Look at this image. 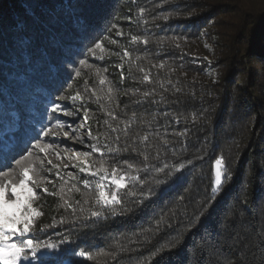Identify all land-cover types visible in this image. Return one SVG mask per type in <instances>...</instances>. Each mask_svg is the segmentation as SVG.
<instances>
[{
  "label": "trees",
  "instance_id": "trees-1",
  "mask_svg": "<svg viewBox=\"0 0 264 264\" xmlns=\"http://www.w3.org/2000/svg\"><path fill=\"white\" fill-rule=\"evenodd\" d=\"M30 2L0 0V32L7 34L9 47L17 19L28 22L19 35L32 40L31 64L20 54L10 55L7 79L0 77L6 90L0 97V131L18 128L17 138L24 139L33 120L51 117L52 122L83 123L86 133L91 128L98 139L86 136L87 145L137 149L116 156L129 176L128 187L119 193L121 203L108 208L96 205L95 191L78 183L85 178L78 168L59 169L67 184L52 171L48 179L53 183L46 187L57 194L41 192L34 204L43 213L35 218V229H47L39 238L67 239L65 247L89 254L72 257V264H264V0H105L107 26L117 25L112 32H106L100 10L90 6L95 0H82L81 15L92 40L84 39L71 19L57 18L54 6L60 0H41L52 10L43 27L26 15L22 5ZM132 34L149 43L130 44ZM106 35L118 43H110ZM95 39H103L106 52L97 50L93 57L87 48ZM124 48L134 63L111 54ZM69 51L82 52L72 59H87L90 67H67ZM97 70L106 78L103 85ZM144 74L151 82H143ZM77 91L83 102L56 100L73 115L45 112V97ZM146 92L152 95L145 98ZM145 135L148 140L142 141ZM39 138L45 142L50 136ZM221 157L222 183L217 186L216 160ZM99 159L93 154L89 162ZM164 165L165 173L156 172ZM106 166L110 171L111 165ZM72 183L81 191H67ZM149 190L151 196H140ZM94 211L101 215L93 217Z\"/></svg>",
  "mask_w": 264,
  "mask_h": 264
},
{
  "label": "snow or ice",
  "instance_id": "snow-or-ice-1",
  "mask_svg": "<svg viewBox=\"0 0 264 264\" xmlns=\"http://www.w3.org/2000/svg\"><path fill=\"white\" fill-rule=\"evenodd\" d=\"M22 6L25 7L26 15L31 19L33 24L43 27L45 20L51 18L52 10H48V6L42 4L41 0H31L30 3L23 4ZM90 6L100 10V20L106 26V32H112L113 29L117 28L116 24L107 26L110 13L106 11L108 6L105 0H95V2ZM55 8L59 9L57 18L64 16L71 19L72 23L80 27L83 31L84 39L92 40V34L84 21V17L81 15L82 0H60V3L54 6V9ZM139 12L143 15L145 9L140 8ZM128 19L131 21V17ZM163 19L167 20L169 17L164 15ZM27 26L28 22L25 19L16 20L13 29L14 35L11 38V47H9L7 34L0 32V77L5 80L7 79L5 70L7 64L9 63L8 56L20 54L26 64H31V55L28 50L31 47L32 40L30 37H22L19 35V33L26 30ZM116 35L123 36L124 33L122 31H117ZM104 39H109L112 44L118 43V41L110 39L107 35ZM163 40L164 38H160L158 42L163 43ZM137 43L147 45L149 40L147 38H142L139 35L132 34L130 36V44L134 45ZM176 47H179V45L177 44ZM97 50L100 53L106 52L103 39L93 40L92 46L87 48V52L93 57L97 56ZM82 54V52L72 53L69 51L67 53L69 60L66 63V66L70 68L72 64L78 63L79 65L90 67L87 59H79L78 61L72 59V57ZM111 54L119 56L122 61H124L125 58H128L130 63H134L131 59V53L128 48H124L122 53ZM101 58H103V56H101ZM136 59H139V57ZM164 66V63L159 64L160 68H163ZM118 67L123 69L124 64L121 63ZM139 71L144 72V69H139ZM75 75L77 77L81 75L79 69L75 71ZM97 75L100 76L99 83L101 85L105 84L106 78L100 75L99 70H97ZM143 82H151L148 74L143 75ZM112 91L113 89L109 87V94H111ZM5 92L6 90L4 84L0 83V97H3ZM143 95L147 98L152 95V93L146 92ZM45 99L47 103L51 104L50 108L47 107V103L45 104V112H61L64 115L71 116L73 113L65 110V108L60 103H57L56 100L83 102L85 97L81 92L77 91L71 96L61 93L55 99H49L47 97H45ZM108 99H112L111 95L108 96ZM84 111L85 115L83 119L84 123H86L88 120V110L85 109ZM107 114L113 116L115 119L113 112L109 111ZM164 115L167 116L168 113H164ZM193 119L196 118L194 117ZM37 124H43V127L37 130L35 127ZM129 125L130 122L125 123L123 130L125 137H128ZM108 127L114 132L119 130L118 128H112L111 125H108ZM64 128L65 124L60 122L59 119L52 122L50 117L47 122L42 120H33L32 132L24 139L17 138L15 132L19 131L18 128L12 132L0 131V264H20L22 260H31L34 264H72V257L77 255L87 257L89 255L86 251H80L77 253L74 250L65 247L69 243L67 239L53 240L49 238L41 240L39 238V233H46L47 229L41 227L36 230L34 227L35 218L43 215L37 207H34V204L39 199L40 193H48L54 196L57 194L56 192L49 193L48 187L45 186L46 184L53 183L48 179V176L52 174V171L51 168H48L47 172H45V159H41L39 154H43L46 158L51 151L57 159L66 158L65 156H61V153L56 151L52 144L43 142L39 137H57L60 134L67 137L69 133L67 131H63ZM72 131H75V129H72ZM87 138L90 141L98 139V137L93 136L91 128L87 129ZM79 139L83 143L85 138L81 136ZM115 139L119 141L120 137L117 136ZM140 139L142 141H147L148 136L145 135ZM163 143L167 145L169 141L165 139L163 140ZM88 147L90 151L83 152L82 155L87 158L93 154H98L100 159L98 161L93 160L91 162L86 159L82 162L83 166H71L73 168H78V171L85 177L78 183L82 184L85 189L95 191L96 205L108 208L111 205L121 203L122 197L119 193L122 190L127 189L129 176L127 172L120 168L116 156L121 152H137V149H129L126 146L111 147L108 145H100L98 143H89ZM140 154L144 156V168L148 169L151 167V165L146 163L149 159L148 154L146 152ZM79 155L81 154H76L77 157ZM158 157L159 153H157L155 158L158 159ZM47 164L52 165V161L50 159L47 160ZM96 164H99V167H95ZM123 164L129 169L133 168V165L127 160H124ZM223 164L224 160L222 157L216 160L217 170L215 183L217 186H220L222 183L221 166ZM106 165H111L110 171ZM54 167L57 168L55 173L56 178L63 181L65 184L69 183V180H65L64 177L60 175V166L55 165ZM64 167L68 168L69 166L64 165ZM167 167V165H164L163 167L156 168L155 170L158 173H165ZM9 176H12L13 179H8ZM136 178L137 177H132V179ZM69 179L75 180V176L72 173H69ZM73 190L75 192L81 191L77 183H72L71 187L67 189L69 192ZM60 193L61 198L63 199L65 193V189L63 187L60 189ZM132 194L135 195V193ZM151 195V190H149L148 193L143 191L140 193V196L145 198ZM86 202L87 201H85V203ZM76 203L79 204L80 201H76ZM64 204L68 209L74 210L72 203H68L67 200H64ZM91 215L93 217H99L101 213L99 211H94ZM58 223L62 224L64 223V220L61 219ZM49 227L54 228L55 223L49 225ZM176 246L177 245L175 244L172 245L173 248Z\"/></svg>",
  "mask_w": 264,
  "mask_h": 264
},
{
  "label": "rangeland",
  "instance_id": "rangeland-1",
  "mask_svg": "<svg viewBox=\"0 0 264 264\" xmlns=\"http://www.w3.org/2000/svg\"><path fill=\"white\" fill-rule=\"evenodd\" d=\"M74 124L76 123H72L69 121H67V123L65 124V128L63 129V131H67L69 133L67 137L60 134L57 137L50 136V138L45 141V143L52 144L53 148L61 153V156L66 157L64 159H57V157L52 154L51 151L49 152L46 158L43 156V154H39L41 159H45V172H47L48 168H51V171L57 170V168L54 167L55 165H59V169L64 168V165H68V168L72 170V165L82 166L83 161H85L86 159L89 161V159L91 158V156L86 158L82 155L83 152L90 151L88 145L84 143V141L82 143L79 139V137L81 136H83L84 138H86L87 136V133L84 129V125L83 123L79 125ZM72 129H75V131H72ZM77 153H80L81 155L77 157ZM49 159L52 161V165L47 164V160ZM48 177H50V175ZM8 179H13V177L9 176ZM45 186H47V184ZM20 264H34V262L31 260H22Z\"/></svg>",
  "mask_w": 264,
  "mask_h": 264
}]
</instances>
